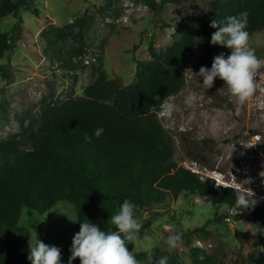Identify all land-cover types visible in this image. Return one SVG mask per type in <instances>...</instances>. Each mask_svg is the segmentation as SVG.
<instances>
[{"label": "rangeland", "instance_id": "1", "mask_svg": "<svg viewBox=\"0 0 264 264\" xmlns=\"http://www.w3.org/2000/svg\"><path fill=\"white\" fill-rule=\"evenodd\" d=\"M217 1H166L155 10L143 0H32V7H23L19 18L13 14L0 18V31L9 32L13 43L0 57V140L22 134L23 125L37 118L51 100L84 94L97 68L123 84L133 82L138 61L152 58L151 44L164 51L181 36L178 26L185 28L201 17L216 15ZM83 16L84 54H75L80 40L69 34L61 40L48 39L55 27ZM249 45L264 62V30L250 34ZM198 60L197 51L193 63ZM184 72L186 85L159 110L176 142L175 159L185 167L198 164L204 175H219L220 180L231 177L240 188L255 192V207L264 206V177L260 176L264 171V66L254 80L256 91L243 105L230 101L219 77L206 89L194 67ZM139 221L143 226L136 251L145 245L158 246L188 264L196 247L219 264H236L264 249L259 239L264 229L252 217L242 215L236 206L212 204L196 194L168 197L142 212ZM20 223L30 229L33 242L39 238L59 247L62 264L66 263L79 232L74 204L61 201L45 213L24 206ZM177 230L182 232V244L169 251L165 241Z\"/></svg>", "mask_w": 264, "mask_h": 264}, {"label": "trees", "instance_id": "2", "mask_svg": "<svg viewBox=\"0 0 264 264\" xmlns=\"http://www.w3.org/2000/svg\"><path fill=\"white\" fill-rule=\"evenodd\" d=\"M143 1L157 10L166 1L181 0ZM31 3L0 0V18L9 14L19 18L21 9H29ZM216 5V15L201 17L185 28L178 26L181 36L164 51L151 44L152 58L138 61L133 82L123 84L97 68L95 80L84 88V94L51 100L37 118L23 125L22 134L0 140V264H31V232L20 223L24 206L45 213L58 202H70L78 215L79 231L83 221L109 230L111 214L125 199L137 205L138 219L168 197L182 194L235 206L232 186L218 188L213 178H202L177 162L176 142L159 114L165 100L186 85L184 69H210L220 51L230 55L227 47L211 44V36L217 31L210 27L213 19L225 20L247 11L249 35L264 30V0H218ZM84 19L55 27L48 39L61 40L69 34L80 40L75 54H84ZM12 47L10 33L0 31V57ZM197 51L199 60L194 64ZM101 127L104 132L97 138L94 132ZM85 132L92 136L91 142L85 141ZM241 210L264 229V206ZM112 230H116L114 226ZM259 239L264 246V234ZM135 246L127 245L129 251ZM153 248L151 264L163 256L168 257V264H188L177 254ZM135 252L137 259L147 264L143 250ZM72 264H80L79 258ZM190 264L219 262L196 247ZM236 264H264V249Z\"/></svg>", "mask_w": 264, "mask_h": 264}, {"label": "clouds", "instance_id": "3", "mask_svg": "<svg viewBox=\"0 0 264 264\" xmlns=\"http://www.w3.org/2000/svg\"><path fill=\"white\" fill-rule=\"evenodd\" d=\"M247 25V11L229 16L225 20L213 19L210 27L217 31L211 36V44L227 47L231 53L227 56L224 53L216 55L210 69L202 66L197 73L203 78L202 84L206 89L213 87L217 77L222 79L230 101L238 105H243L252 97L256 91L255 77L258 70L264 66V62L256 56L255 49L249 45ZM103 132L102 127L97 128L94 135L99 138ZM84 139L86 142H91L92 136L85 132ZM260 176L264 177V171ZM216 186L227 188L230 185L216 184ZM233 191L237 208L243 210L254 208L258 203L256 194L251 188L233 187ZM136 211L137 205L125 199L118 210L111 214L108 220L110 228L107 231L101 230L93 222L83 221L80 231L73 237L68 264H72L77 258L80 264H142V261L137 259L135 248L129 251L127 247L128 244L136 245L140 238L139 232L143 224L136 217ZM67 216L73 222L77 221ZM113 226L116 230H112ZM165 243L169 251L178 249L182 244V232L179 230L171 232ZM29 251L28 259L31 264H62L61 249L55 245H48L39 238L33 242L30 237ZM143 252L147 257V264H151L154 248L145 245ZM155 264H168V257H159Z\"/></svg>", "mask_w": 264, "mask_h": 264}, {"label": "built area", "instance_id": "4", "mask_svg": "<svg viewBox=\"0 0 264 264\" xmlns=\"http://www.w3.org/2000/svg\"><path fill=\"white\" fill-rule=\"evenodd\" d=\"M187 168H189V169H191V170H193L195 172H198V173L202 174L201 175L202 178H206V177H212V178L214 177V178H216L218 180V183L217 184L230 185V186H233V187H236V188H240L241 187L240 185H239L240 187L237 186L236 185L237 182H235V180L231 179V177H230V179H226V178L223 177L220 180L218 177H216V176H219V175H216V176H211V175H208V174L207 175H204L203 171L200 170V167L198 166V164L188 166ZM238 171H240V170H238ZM239 173H241V172H239ZM233 182H235V183H233Z\"/></svg>", "mask_w": 264, "mask_h": 264}]
</instances>
